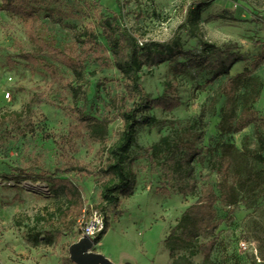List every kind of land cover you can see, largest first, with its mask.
Masks as SVG:
<instances>
[{
  "label": "rangeland",
  "instance_id": "obj_1",
  "mask_svg": "<svg viewBox=\"0 0 264 264\" xmlns=\"http://www.w3.org/2000/svg\"><path fill=\"white\" fill-rule=\"evenodd\" d=\"M191 1L120 3L125 24L140 40L178 42L189 48L195 41L178 26ZM33 5L40 9L47 36H53L60 46L74 44L76 34L87 25H95L100 34L99 16L119 12L116 0H42ZM52 16L56 20L61 17L62 22ZM198 27L207 40L239 47L245 58L233 66L230 78H234L250 68L262 49L256 41L264 42V0H212ZM99 38L102 51L110 55L106 41L101 35ZM23 49L39 50L28 38L20 15L0 9V113L21 110L34 93H45L50 99L35 106L32 129L0 139V264H57V257L61 260L69 255V246L82 236L83 227L91 219L66 216L68 187L54 186L39 176L69 178L80 188L91 217L94 206L101 203V178L61 169L72 159L92 168L105 165L110 158L105 147L119 141L123 121L116 117L111 122L106 145L69 136L74 118L65 109L72 99L64 89V81L72 77V72L48 58L59 69V76H54L46 71L44 61L32 64L22 56ZM196 72L187 69L177 73L172 63L164 62L145 67L141 73L146 91L156 97L165 93L166 83H170L173 89L169 94L174 100L149 110L158 122L137 128L125 161L128 171L136 177L134 191L129 196L121 195V212L109 213L107 232L100 240L95 239L93 249L115 263L202 264V252L190 255V248L180 247L173 256L165 243L171 227L197 195L156 191L159 183L163 184V170L159 164H151L145 148L175 129L203 121L205 136L199 145L206 158L195 163L199 186L211 184L219 192L218 185L227 183L238 194L236 204L218 201L215 205L219 226L211 257L215 264H264V175L245 180L250 173L264 168L254 157L264 152L254 123L240 132L228 128L229 113L236 111L239 119L246 101L258 116L264 117V62L235 93H231L230 78L223 76L206 83L211 74L205 70ZM87 74L91 81L87 109L97 115L114 113L110 99L124 91L120 72L113 65L91 61ZM256 94L258 98L253 101ZM23 172L35 177L2 176Z\"/></svg>",
  "mask_w": 264,
  "mask_h": 264
},
{
  "label": "trees",
  "instance_id": "obj_2",
  "mask_svg": "<svg viewBox=\"0 0 264 264\" xmlns=\"http://www.w3.org/2000/svg\"><path fill=\"white\" fill-rule=\"evenodd\" d=\"M37 1L42 0H1L0 9L20 15L24 20L28 38L39 49L36 51L23 49L22 56L32 64L44 61L46 71L54 76H59V69L48 58L59 61L72 72V77L64 81V89L72 99V103L67 104L65 109L74 118V123L69 128V136L106 145L110 138L111 122L116 117L123 121L119 141L105 147L110 154L105 165L92 168L77 159H72L61 169L66 173L77 172L101 178V203L94 206L95 210L102 211L104 215V229L95 237L98 241L109 228V213L121 212V195L129 196L134 191L136 177L128 171L125 161L133 145L137 128L140 125L158 122V118L149 110L157 106L170 105L174 100V96L169 94L173 89L170 83H166L165 93L156 97L145 90L141 82L144 68L170 62L177 73L187 69L197 70L196 73L205 70L211 74L206 83H213L223 76L230 78L233 66L245 57L236 44L221 45L205 39L199 32L202 13L212 0H192L184 8V20L178 28L188 31L194 39L195 45L189 48H183L178 42L171 44L151 38L140 40L125 24L120 0H116L119 12L99 16L97 24L101 28L100 34L96 31L95 25H87L76 34L74 44L60 46L53 36H47L40 9L33 5V2ZM58 18L55 20L62 22L61 17ZM100 35L106 41L110 55L102 51ZM256 44H261L262 49L252 60L250 68L230 78L231 93L240 89L244 81L264 62V42L256 41ZM91 61L106 66L113 65L122 76L124 91L111 97L109 106L114 109L112 114L97 115L87 109L90 99L88 90L91 84L87 67ZM257 98L258 94L254 96L253 101ZM49 100L45 93H34L21 110L0 113V139L12 136L13 133L25 134L27 130L32 129L35 126L33 120L35 106L50 102ZM130 101L133 102L132 105H129ZM243 113L238 119L237 112L231 111L228 115L230 121L228 128L233 132H240L250 123H254L260 150L264 152V117L258 116L248 101L244 104ZM201 122L200 125L194 123L182 126L161 136L157 142L145 148V155L152 165L157 163L163 170V184L159 183L156 191H175L185 196L197 195L195 202L185 208L165 239L171 255L175 256L180 247L190 248V255L203 253L202 264H215L211 257L216 244L215 233L219 226L215 205L218 201L227 202L228 205L236 204L238 194L227 183L218 185L219 192L211 184L199 186L195 163L206 158L203 146L199 145L205 136V123ZM254 157L264 164L262 153H255ZM262 175L264 168L250 173L245 180L247 182L256 180ZM2 176L9 179L35 177L34 174L24 172ZM39 178L49 181L54 186L68 187L69 205L65 211L66 216L72 215L75 219L83 217L84 220L90 218L89 207L85 205L80 188L69 178L55 175H44ZM71 263L69 255L62 257V264Z\"/></svg>",
  "mask_w": 264,
  "mask_h": 264
},
{
  "label": "water",
  "instance_id": "obj_3",
  "mask_svg": "<svg viewBox=\"0 0 264 264\" xmlns=\"http://www.w3.org/2000/svg\"><path fill=\"white\" fill-rule=\"evenodd\" d=\"M95 239L82 235L69 246V258L76 264H129L115 263L103 253L95 251Z\"/></svg>",
  "mask_w": 264,
  "mask_h": 264
},
{
  "label": "built area",
  "instance_id": "obj_4",
  "mask_svg": "<svg viewBox=\"0 0 264 264\" xmlns=\"http://www.w3.org/2000/svg\"><path fill=\"white\" fill-rule=\"evenodd\" d=\"M90 221L83 227L82 235H87L93 239L104 229V215L102 211L94 210L90 217ZM244 248H247L246 243H242Z\"/></svg>",
  "mask_w": 264,
  "mask_h": 264
},
{
  "label": "crops",
  "instance_id": "obj_5",
  "mask_svg": "<svg viewBox=\"0 0 264 264\" xmlns=\"http://www.w3.org/2000/svg\"><path fill=\"white\" fill-rule=\"evenodd\" d=\"M57 264H62V257H61V260L60 258L57 257ZM71 264H76V263L72 262Z\"/></svg>",
  "mask_w": 264,
  "mask_h": 264
}]
</instances>
